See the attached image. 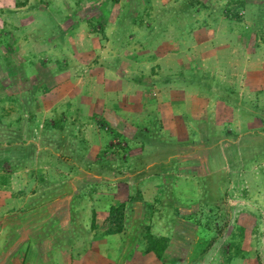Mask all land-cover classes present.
Instances as JSON below:
<instances>
[{"label": "rangeland", "instance_id": "1", "mask_svg": "<svg viewBox=\"0 0 264 264\" xmlns=\"http://www.w3.org/2000/svg\"><path fill=\"white\" fill-rule=\"evenodd\" d=\"M14 1L0 0L2 250L74 234L86 250L124 204L133 241L144 222L171 238L155 264H264V0ZM155 52L154 66L133 59ZM112 77L120 93L141 82L167 124L116 119L99 90Z\"/></svg>", "mask_w": 264, "mask_h": 264}, {"label": "crops", "instance_id": "2", "mask_svg": "<svg viewBox=\"0 0 264 264\" xmlns=\"http://www.w3.org/2000/svg\"><path fill=\"white\" fill-rule=\"evenodd\" d=\"M9 1L10 0H8V2ZM17 1L18 0L14 1V3H15L14 5H16ZM80 1H83V0H80ZM80 1L78 0L79 4H81ZM86 1L95 2L96 0H86ZM29 2H30V0H29ZM91 7H88L86 9H84V11L83 10L82 11L88 13L87 18L92 17V18L96 19L98 22H101L102 24L104 23L103 28L105 30V28L107 27V25H105V20H104L105 17H107L106 14L103 13L102 11H96L95 9H92ZM113 7L114 6H108L107 8L110 11V10H112ZM22 8L23 7L20 8V7L16 6V9H22ZM0 9H1V7H0ZM90 10L93 11L92 14L89 13ZM104 12L109 13L107 10H105ZM119 13L121 14L120 16H122L125 12H123V13L117 12L116 15L118 16ZM109 25H110V23H108V26ZM113 25H114V23H113ZM113 25L111 24V27ZM122 25H123V23L121 24V22L119 20H117L116 24H115V28L116 27H118V28L122 27ZM130 27H132V26H130ZM55 28H59V27L55 25ZM135 28H137V27L133 26L132 29H135ZM158 39L164 40V39H166V36L161 35V37ZM133 40L135 42H137V40H135V39H133ZM171 45L173 47L171 50H173L174 48H178L176 46L177 45L176 40H173V43L171 42ZM157 54L158 53H156V52H155V55L153 53L149 54V55L146 54L147 63H143V61H144L143 55L141 58L134 56L133 59L136 61H140L141 64H145V65L149 64L150 66H154L152 64L159 61V59L157 58ZM150 62L152 64H150ZM145 68H146V66H145ZM140 69L142 70L141 67H140ZM105 78H107V77H105V76L103 77L104 81H106ZM108 80H109L108 83L110 84V85H108L109 89L106 86H105V88L103 86V87L99 88V90L101 91V93H103V91L105 93V91L108 90L105 93L106 96L108 97L107 101L110 104L111 103L113 104V105H111L108 112H114L115 111L116 119L122 118V116H121L122 112L123 113L126 112L125 114H128L127 118H129V117L138 118L145 111L146 115L145 116L143 115L141 117V119L143 117H145V118H148V120H149V118H150L157 125H158L157 122L160 123V121H162L163 126L167 124V110L166 109H164L162 107V108H159L158 111H152L151 112L149 110V107L153 106L150 104L152 102L151 101L152 99L150 97L151 94L148 96L147 90L141 88V85H142L141 82H140V85L135 86V89H133V87L130 86L131 88L130 87L128 88L129 92H128V90L127 91L124 90L122 93H120L116 88V86L119 84L117 79L112 77L111 79H108ZM154 84H155V82H154ZM161 86L165 87V85H163V84H158V85L152 87V89H154V88L157 89L156 92L154 93V95L160 96L159 94H160V92H162V90H158V87H161ZM85 90L87 91V88ZM130 92L133 93L134 95L131 94ZM102 97H105V95ZM124 97H126V101H123ZM138 99H139V101H138ZM145 99H146V102L144 101ZM131 101H133V102H131ZM142 101L144 102V104L142 103ZM94 103H95V105L91 108L98 109V105L102 104L101 102H99V100L94 102ZM39 105H40L39 103L34 104V107L36 110H37V108L39 110V107H38ZM161 106L165 107L166 104L161 105ZM95 109H93V110L91 109V111H93L94 113H98L97 110H95ZM42 111L48 112L47 108H44V109L42 108ZM39 112H41V111L39 110ZM134 127L138 128V126H136V125ZM134 127H133V129H134ZM130 130H131V128H130ZM70 224H68L67 227L62 226L61 232L66 233V232L70 231L69 229H71L70 227H72V225H70ZM159 227H160V231H162L163 226H161L160 223H159ZM157 230H158V228H157ZM80 231L84 232V233H82L83 237H85V235L88 232V230H86L85 228L82 229V227L78 228L77 232H80ZM131 235H133L132 232H128V231H124L122 234L98 235V238L93 239L91 242L92 244L88 245L86 250H82V249H84L86 244L80 235L74 234V236H72V237L75 238V244L72 247L70 245L69 240H66L64 244H61V247L63 246L65 250L60 247V250H39L38 252H34L36 250L22 249V246L18 245L19 243L21 244L20 235L19 236L16 235L17 237L16 236L13 237V241H14L13 246L9 247L8 250H2L3 247L0 246V264H155V263H157L154 261L155 256L151 252H147V253H143V251L141 252V250H142V249L140 250L141 245L138 242V239H136V237L138 235H136L134 241H133V238L131 237ZM154 235L160 237V236H166L167 234H165L163 232H156V233H154ZM121 236H122V239L119 242L118 237H121ZM8 237H9V235H8ZM196 237H198V233L196 234ZM17 239H18V241H17ZM6 240H7V237H6ZM196 246H197V243L194 244L193 248H195ZM76 247H78V248L80 247V248L78 250H71V249H74ZM172 247H173V243L171 240V242L169 244L170 250L172 249ZM208 250L210 251V249H208ZM233 253L234 254L236 253L235 248H234ZM170 264H172V263H170Z\"/></svg>", "mask_w": 264, "mask_h": 264}, {"label": "trees", "instance_id": "3", "mask_svg": "<svg viewBox=\"0 0 264 264\" xmlns=\"http://www.w3.org/2000/svg\"><path fill=\"white\" fill-rule=\"evenodd\" d=\"M115 1H118V0H115ZM99 24H101V28H102L103 24L101 22H99ZM102 30H103V28H102ZM59 63L60 62L58 61L57 64H59ZM66 67H67V64L65 62H64V64L57 65V68H59V69L66 68ZM166 81H167L166 79L163 80V82L167 83L168 81L167 82ZM54 123H55L54 124L55 128L60 126V121L57 120ZM53 128H54V126L49 127V129H53ZM124 220H125L124 204H119L118 206H111L109 209V212H108L107 219H106V222H107L106 230L103 231L102 234L103 235H114V234H122L124 231H127V229L125 230V227L127 228V226H125ZM140 225H141L140 226L141 229H140V232H139L138 236L136 237V239H138V242L141 245V249L143 250V253L153 252L155 254V256L159 260H161L162 255L165 254V251L169 247L171 238L169 236L158 237V236L154 235L152 233L151 227L148 226V224L146 222H144V224L142 223ZM196 226H197V230H198L197 231L198 237H201V238L198 239L197 246L194 249L200 250L203 243L205 242L202 239H203V237H207V236H204V231H206V230L204 229L205 227H203V225L196 223ZM212 244H213L212 241L209 242L207 247L205 249L203 248L204 250L202 249V254L206 253ZM235 252H236L235 254L239 255L240 254L239 248H235Z\"/></svg>", "mask_w": 264, "mask_h": 264}]
</instances>
